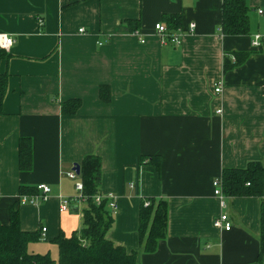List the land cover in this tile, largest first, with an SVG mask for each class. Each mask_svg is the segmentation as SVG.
Instances as JSON below:
<instances>
[{
    "label": "crops",
    "instance_id": "obj_1",
    "mask_svg": "<svg viewBox=\"0 0 264 264\" xmlns=\"http://www.w3.org/2000/svg\"><path fill=\"white\" fill-rule=\"evenodd\" d=\"M221 4L0 0V35L13 40L0 63L7 74L0 224L12 209L22 232L53 245L60 234L79 231L78 208L87 204L73 200L80 174L71 180L66 173L96 156L98 195H112L117 206L106 236L136 253L137 264H264L258 258L264 192L226 197L220 210L212 187L223 169L264 165V0H245V36L221 35ZM173 21L178 24L169 31L180 44H162L154 25ZM256 36L257 49L251 46ZM101 86L108 101L98 96ZM70 100L79 108L63 115L60 105ZM22 139L31 144L27 169L18 162ZM39 184L49 187L47 199L20 203L37 194L21 189ZM152 198L166 202L167 227L147 254L139 243V213ZM61 199L70 201L67 211L59 210ZM220 212L232 225L228 232L213 227ZM37 243L27 251L45 255Z\"/></svg>",
    "mask_w": 264,
    "mask_h": 264
},
{
    "label": "trees",
    "instance_id": "obj_2",
    "mask_svg": "<svg viewBox=\"0 0 264 264\" xmlns=\"http://www.w3.org/2000/svg\"><path fill=\"white\" fill-rule=\"evenodd\" d=\"M171 19V18H169ZM168 19V20H169ZM177 21L168 22L167 29L177 26ZM249 24L245 0H222L220 32L223 36H245ZM8 55L0 49V63L7 61ZM227 62V61H225ZM7 74L0 72V116L2 101L6 93ZM98 96L108 101V91L100 87ZM78 100L61 103L63 115H73L79 108ZM19 167L31 166V144L29 140H20ZM80 178L83 197L87 209L82 211L83 224L79 231L70 237L62 234L53 243L58 249V264H137L136 253L128 252L124 247L115 245L106 236L112 225V214L103 200L99 205L93 198L98 195L100 179V160L96 156H86L80 162ZM220 187L225 197H261L264 192V165L252 162L242 169H223ZM22 194L37 193L35 188H22ZM148 206H143L139 213L138 235L141 249L153 253L159 241L166 234L167 205L163 200L149 199ZM259 261L264 257V202L259 214ZM39 240V234L22 232L16 211L9 212L6 225L0 224V264H53L48 255L32 254L27 246Z\"/></svg>",
    "mask_w": 264,
    "mask_h": 264
},
{
    "label": "built area",
    "instance_id": "obj_3",
    "mask_svg": "<svg viewBox=\"0 0 264 264\" xmlns=\"http://www.w3.org/2000/svg\"><path fill=\"white\" fill-rule=\"evenodd\" d=\"M194 27H195V25L193 23L188 25V29L190 30V32L194 29ZM153 29H154V32L161 38L162 44L163 43H170V44L176 45V46L180 44L181 38L176 34H171L170 31L167 29V27H165L163 24L157 23L154 25ZM80 32L82 33L83 30H80ZM133 34L136 35V32H133ZM258 39L259 38L257 36L254 37L252 40V43H251V46L255 49L259 48V46H260ZM140 43L142 44L143 40H141ZM12 44H13L12 38L6 37L4 35H0V49L7 50ZM98 45L101 46L100 43H98ZM230 59H231V61H234V58L232 56ZM219 87L220 86H217V88L214 90V92H216V93L219 92ZM66 176L71 180H74L78 177V176H76V174L73 170L66 173ZM212 187H213V195L218 199L220 210H224L226 208V204H225L226 203L225 202L226 197L221 190L219 178H216L213 180ZM74 189L77 192V197L73 200L74 201L75 200H82L85 202V198L83 197V194H82L83 187H82L81 182H75ZM36 190H37L36 195H32V196H28V197H26V196L20 197V203H22V204H24V203L34 204V203H37L38 201H45L47 199L49 192H50L49 187L47 185H44V184H39L36 186ZM0 195H1V193H0ZM93 200H94V203L96 205H99L103 200H105L106 201V207L108 208L110 213L112 215L115 214V212L117 210V206H116L115 200H114L112 195H108L106 197L96 195L93 198ZM69 202L70 201L68 199H61L59 210L60 211H67L68 207H69ZM263 202H264V198H263ZM145 206H148V203H145ZM213 227L215 229H219V230H223L225 232H228L231 229L232 225H231L226 213L220 212V214L213 220ZM41 231H42V233H44L45 229H42Z\"/></svg>",
    "mask_w": 264,
    "mask_h": 264
},
{
    "label": "rangeland",
    "instance_id": "obj_4",
    "mask_svg": "<svg viewBox=\"0 0 264 264\" xmlns=\"http://www.w3.org/2000/svg\"><path fill=\"white\" fill-rule=\"evenodd\" d=\"M87 208V205L84 206H80L78 208V212L85 210ZM38 242V243H37ZM37 242H34V243H37L36 245H38L39 249L46 255L49 256V258L52 260L53 264H58L57 263V259H58V249L56 247V245H53L51 243H46L44 241V239L42 238L41 240L37 241Z\"/></svg>",
    "mask_w": 264,
    "mask_h": 264
},
{
    "label": "water",
    "instance_id": "obj_5",
    "mask_svg": "<svg viewBox=\"0 0 264 264\" xmlns=\"http://www.w3.org/2000/svg\"><path fill=\"white\" fill-rule=\"evenodd\" d=\"M72 170L75 172L76 176H79L80 174V168L77 164H74Z\"/></svg>",
    "mask_w": 264,
    "mask_h": 264
}]
</instances>
